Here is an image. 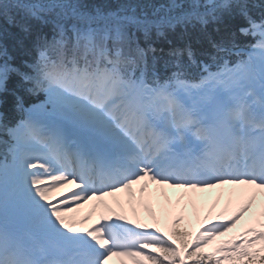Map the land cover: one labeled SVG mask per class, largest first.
<instances>
[{
	"label": "snow or ice",
	"instance_id": "obj_1",
	"mask_svg": "<svg viewBox=\"0 0 264 264\" xmlns=\"http://www.w3.org/2000/svg\"><path fill=\"white\" fill-rule=\"evenodd\" d=\"M253 7L0 0V16L19 29L0 31V106L12 74L36 97L26 103L12 90L16 117L0 111V264H264V4L259 19ZM237 15L246 24L236 31L208 32ZM30 21L53 24L51 37ZM196 24L199 47L189 37L171 48L162 74L157 49L137 33L148 41ZM237 33L252 41L241 45ZM8 40L35 57L17 65ZM226 186L219 211V197L205 206L210 190ZM169 188L184 191L173 202ZM126 205L145 207L152 222L129 219ZM189 205L204 213L195 231Z\"/></svg>",
	"mask_w": 264,
	"mask_h": 264
},
{
	"label": "trees",
	"instance_id": "obj_2",
	"mask_svg": "<svg viewBox=\"0 0 264 264\" xmlns=\"http://www.w3.org/2000/svg\"><path fill=\"white\" fill-rule=\"evenodd\" d=\"M82 3L87 5L89 8H91L94 5H111L114 3V0H81ZM140 3L142 4H159V3H166L167 0H139ZM250 5H257V7H253L251 9V14L259 19V13L261 12V8L259 5L264 4V0H249ZM149 11L151 9H148ZM13 16H15L16 20H20L22 13L17 12L16 10H13L11 13ZM33 25H35L38 30H40L43 34L48 35L51 37L52 35V30H53V24L48 23V24H41L38 21H30ZM246 24V21L240 17V16H234V17H228L226 16L224 19V22L222 24L218 25H213L210 24L208 26V32L212 34L214 37L218 36V33L216 32L217 28H220L221 32L224 31V29L227 27L231 31H236L240 26H243ZM187 32L185 31V26L178 25L175 29V31L168 30L166 33V36H157L155 32L152 33L151 38L148 41H145L143 35L141 33H137V35L140 38V44L141 46H146L148 43H151L156 49L157 52L154 54L159 61V68L161 70V73H165V64L164 62L166 60L171 59V57L168 56V52L171 48L173 47H182L185 40L188 39L189 37L191 38V41L193 42L195 47H199L198 44V37H199V29L200 25L196 24L195 28L192 27V25H187ZM7 30L8 32L11 33H16L19 31L18 27L15 24H10L6 18L3 16H0V31ZM237 40L241 45L250 43L252 41L251 37H245V36H240L237 33ZM9 46V50L11 54L15 57V63L17 65L22 64L24 60H28L29 62L32 61V59L35 57L36 53L35 50L31 52V55H23L19 53L18 51H13L12 50V44L13 42L11 40H8L6 42ZM163 49V51H160ZM187 57H185V60ZM231 59H236L235 57H232ZM198 69L193 67L191 69V72L193 75H196L198 73ZM20 83L19 77L16 76L15 74H12L8 80L7 87L9 89V92L5 94L6 96V103L2 106H0V111H4L10 119H13L16 117V113L14 110V97L11 95L12 90H16L20 95L25 97L26 103H32L36 102V97L28 95L26 92H24L23 88H18L17 85ZM27 87V85H25ZM42 98V94H41ZM5 139H7L5 137ZM4 145H0V151L2 153ZM0 153V154H1ZM181 226H183L181 224Z\"/></svg>",
	"mask_w": 264,
	"mask_h": 264
},
{
	"label": "rangeland",
	"instance_id": "obj_3",
	"mask_svg": "<svg viewBox=\"0 0 264 264\" xmlns=\"http://www.w3.org/2000/svg\"><path fill=\"white\" fill-rule=\"evenodd\" d=\"M71 187V186H69ZM156 186L155 185H152L150 186V191L152 189H154ZM231 186H226L225 187V190L223 192V195H220L221 193V190L220 189H213V190H210L206 195H207V200L205 202V206H211L213 203L216 202L217 198L219 197V203L217 204V207H216V210L219 211L225 204L226 202V197H227V189L230 188ZM169 189H166L167 191V194H168V197H170L172 199L173 202L176 201V199L178 198V196L184 191L183 189H179L177 193H175V195H171L169 192H168ZM118 197H120L121 199H125V194L124 193H118L117 194ZM110 201L112 200L111 197L108 198ZM158 200L161 201V204H157L156 205V202L152 201V207L155 211V214L157 217H161L162 213H161V209H162V206L166 204V201H165V198L164 196L162 195H159L158 194ZM91 206V202H89L88 204H84L83 207L79 210L81 214H83L84 212L88 211L89 208ZM199 206V202H198V205ZM255 207H258V204L257 206ZM129 210H131V207L126 205L125 207V214L128 215L129 219H139L141 222H152V213L146 209L145 207L143 206H138V209H137V212L136 213H133L132 210L131 212L129 213ZM179 211L178 208L176 209H173L172 212H171V215H169L166 219H162L161 220V224L160 226L162 228H168L170 227V222H171V218L172 216H174L177 212ZM188 214H190L191 216V226H190V230L192 231H195V229L197 227H199L202 219H203V211L200 212L199 214V217L194 214V211H193V206L192 205H189L188 206ZM248 214H246L247 216ZM183 226H185L186 224V221H182L181 222ZM242 225H238L236 229H234L232 232L226 234L225 236H218L215 238V240L212 242V244H210L209 246H207L204 250L205 251H210L212 250V248L215 247L216 244H218L220 241L228 238V236H231L233 234H235L236 232H238L240 229H241ZM120 264V263H119ZM129 264H131V262L129 261Z\"/></svg>",
	"mask_w": 264,
	"mask_h": 264
},
{
	"label": "bare ground",
	"instance_id": "obj_4",
	"mask_svg": "<svg viewBox=\"0 0 264 264\" xmlns=\"http://www.w3.org/2000/svg\"><path fill=\"white\" fill-rule=\"evenodd\" d=\"M178 190H179V189H171V188H169L168 192H169L171 195H173V194L175 195V193H177ZM153 201L156 202V205H157V204H161V201H159L158 199L153 200ZM130 212H131V210H129V213H130ZM121 259H127V258L114 257V258H113V264H119Z\"/></svg>",
	"mask_w": 264,
	"mask_h": 264
}]
</instances>
